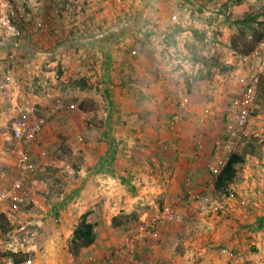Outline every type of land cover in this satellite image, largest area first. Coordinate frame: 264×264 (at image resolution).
I'll use <instances>...</instances> for the list:
<instances>
[{
	"label": "crops",
	"instance_id": "1",
	"mask_svg": "<svg viewBox=\"0 0 264 264\" xmlns=\"http://www.w3.org/2000/svg\"><path fill=\"white\" fill-rule=\"evenodd\" d=\"M34 1L38 3V0ZM44 1L47 14L53 9L51 15L55 11L58 14L59 10L77 11L78 8L82 10L89 6L98 10L110 3V0ZM180 1L184 8L189 3L198 5L194 12H206V18H212V11H215L226 21L227 13L222 10L229 12L238 3L248 6L246 0ZM106 10L110 11V5ZM106 16L110 17L111 13H106ZM131 19H96L90 23L92 27L85 34L70 38L71 41L81 42L85 50L90 48L91 52H85L90 59L97 58L93 54H101L106 59H115V56L124 60V76H118V80L117 77L113 80L109 78L104 82L108 84L113 81V84L104 88L103 95H108L109 99L106 106L108 114L101 133L95 124L85 123L88 113L95 114L100 110L99 99L92 101L91 108L82 99L75 109L65 110L66 115L63 109L56 114L54 112L55 117L47 122L34 142L17 140L12 130H5L2 122L5 119L2 108L6 106V111L12 109L13 104L10 102H15L12 95L17 92L14 89L9 93L11 79L8 75L7 91H0V143L8 138L15 139L25 147L33 160L39 158L36 155L44 153L41 148L49 145V141L58 133V121L64 115V125L66 123L68 131L73 130L76 124L80 128L78 134L84 132L82 135L90 138L78 145L76 150L70 147L80 156L76 165L64 160L52 161L44 165L45 171L42 173L45 178L48 174L50 180L55 175L61 185L59 204L48 213V228L54 227L53 222L61 219L60 228L54 230L70 235L84 213H88L89 221L97 224L94 242L74 255L83 260L79 264L91 257L106 256L127 234L134 232L141 222L153 218L166 204L173 205L183 220L162 223L158 225L156 237L138 241L134 252L136 261L132 260L133 254H128L109 264H264V145L261 144L264 137L257 138L259 143L256 144L259 145L234 147L233 150L244 154V161L237 166V174L229 186L228 195L214 192L210 183L212 168L218 167L219 159L226 155L216 142L225 138V117L234 108L233 97L237 98L241 94L238 80L246 73L245 55L229 47L233 37H236V28L233 27V36L227 39L218 33L214 34V25L217 23L212 25L211 20H198L197 16L173 22L163 17L155 19L153 22L162 26L160 42L157 40V48L153 51L148 50L141 58L135 59L130 55L131 48L127 45L117 52L118 37L124 38L128 32L119 33L124 32L123 26L132 28L149 20ZM114 26H122V30L118 32ZM41 34L29 33L28 38L24 39V47L29 49L27 54L45 61L41 67L27 68L43 82L40 91L36 92L38 85L34 88L33 94L38 104L33 119L54 107L49 101L51 95L47 92L51 88L47 79H52L50 70L53 63L46 64L47 57L53 55L50 46L52 37L44 32ZM247 36L251 37V33ZM3 40L0 37V50L6 48L2 45ZM221 44L236 55L226 59L207 54L206 50L209 52L210 47L221 51ZM238 45L242 47L240 40ZM205 58L218 61V65L228 64L235 69L237 76L218 86L211 85L210 80L206 81L207 76L197 78L201 70L208 72L207 69L211 67V64L202 63ZM185 61L192 62V66L186 68ZM97 67L101 71V64ZM102 71L106 76H111V63L107 67L103 65ZM0 74L5 76L6 72L0 71ZM67 75L62 77V80H66L63 85L65 88L71 84L74 88L80 86L78 81L68 83V78L72 76ZM114 83L118 85L116 88H112ZM184 94L189 98L187 102H183ZM82 102L86 110L79 108ZM257 116L261 118L257 120L259 132L264 131L260 124L264 115ZM65 135L74 137L70 133ZM15 147L8 152L5 146L0 153L13 157L17 151ZM0 165L6 171L0 181H7L9 172L12 173V169H15L13 166L17 164L11 158H1ZM51 171H55L54 175ZM11 185L4 183L0 190ZM66 238L60 236L53 245H65ZM71 257L72 254H68L66 261H70Z\"/></svg>",
	"mask_w": 264,
	"mask_h": 264
},
{
	"label": "rangeland",
	"instance_id": "2",
	"mask_svg": "<svg viewBox=\"0 0 264 264\" xmlns=\"http://www.w3.org/2000/svg\"><path fill=\"white\" fill-rule=\"evenodd\" d=\"M246 1L249 7L248 12L254 13L256 11H261L264 13V0ZM101 4L102 3H100V5ZM189 4L191 6L187 5L186 8H184L180 0H110V3L103 5V7H99L98 10L89 6L82 8V10L78 8L77 11L59 10L58 14L55 11V13L51 15L53 9L50 11V14H47V7L45 6L44 0H38V3H36L34 0H0V37L4 38L2 45L6 46L5 50H0V71L6 72L5 76L4 74H0V85H3V88L0 86V91H7L5 87L7 86L6 84L8 82V75H10L11 79L9 82L11 85L10 88H8L9 93L10 91H14V89L17 91L12 95L15 102H10L13 104L12 109H7L6 111V106L2 108L5 111L4 112L2 110V112L5 114V119L2 121L4 123L3 126L5 127V130H11V121H13L15 116L13 113L16 114L14 111L15 106H17L18 103L25 102L36 107L38 103L33 94L34 88L36 85H38L36 92L43 88V82H41L40 77L27 70L28 67H30V69L41 67L45 62L43 60L34 59L37 58L34 57V55L31 56L30 54H27L26 51L29 49L24 47L26 46L24 39L28 38L29 33L43 34L44 32L52 37L50 46L52 47L51 52H53V55L52 57H47L48 60L46 64L48 65L53 63V66L50 70V77L53 80L47 79V83L51 86L47 92L51 95L49 96L51 105H57L58 101L63 103L62 108L55 109V114L57 111L62 109L64 112L65 110L75 109L78 101H81L82 99L85 101L84 104H86L88 108H91L93 107L92 101L98 98L100 102V110L95 114L91 112L88 113L85 118V123L87 121L88 125L95 124L98 126L99 132L101 133L100 130H102V128L105 126L104 119L108 114V108L106 106L109 96L103 95L105 93L104 88H106L107 85L113 84V81L108 84H105L104 82L109 78L113 80L117 77L116 80H118V76H124L126 70L123 67L124 60L121 58L120 60L119 57L115 56V59H106L103 58L104 56L101 54H93L97 58L90 59L85 53L86 50L91 52L90 48L87 47L85 50L84 47L81 46V42L76 40L71 41L70 38L77 34H85L86 31L92 27L90 23L96 19L104 20L105 18L119 17L132 18L135 20L138 19V21L139 19L142 21L149 20V22L143 25H137L136 27L132 28L123 26L124 32L119 33L122 35L126 31L128 32L125 33L126 36L124 38H121V36L118 37L117 52L119 53V51L122 50L123 45H127L131 48L130 55L133 56V58L138 59L141 58L146 51H153L155 48H157V43L160 42L161 39L162 26L158 22H153V20L160 19L162 17L164 19L168 18L173 22L180 19L187 20L197 16L198 20H211L212 25L214 22L217 23L214 25L213 29L215 35L218 33L222 37L225 36L227 39L233 36V27H229L228 22L222 15L212 11L214 12V16H212V18L210 16L206 18V12H194L198 9V5L191 3ZM108 5H110V11L106 10ZM108 12L111 13L110 17L106 16V13ZM14 14L15 18H13ZM7 18L10 20V26L3 24V21L5 22ZM260 19H264V14L263 16H260ZM260 28H264V26H260ZM114 29H118L117 31L120 32V30H122V26H114ZM230 32L232 34H230ZM237 33L238 30L236 31L235 35H238ZM248 37L250 36H247L246 39ZM124 41H126V44ZM144 41H147L146 44H149L148 46L150 49L146 47ZM243 42L244 40H240L241 45H243ZM139 45H142L141 48ZM220 47L222 49L221 51L216 50L215 47H210L209 52L206 50L207 54L212 55V57L222 56L226 59H230L232 57L231 55H236L235 53H231L230 49H228V47L225 45L221 44ZM107 63H111V76H106V74L102 71V66L106 65L107 67ZM184 63L186 64V68L192 66V62L185 61ZM100 64L101 71L97 67ZM114 64L116 65V68L114 67ZM117 64L120 66H117ZM78 67L80 69H78ZM20 69L21 71L19 73ZM210 69H207V71L209 70L208 72L202 71V74L207 76L206 81L210 80V84L214 86H218L226 80H234L237 76L235 69L229 67L228 64L223 63L218 65L211 63ZM244 70H246L244 75L246 77L248 75L247 65H245ZM24 71L25 73H23ZM262 71H264V67L261 69L260 73ZM67 73L68 75L72 76V78H68V83H74L78 81L80 86L78 85L76 88H74V86H71V84L67 85L65 88L63 85L66 83V80H62V77L66 76ZM244 76L241 75L240 79L238 80L239 88H242L243 86L241 78ZM259 83L255 94L254 114L251 116L248 125L243 132L245 134H239L238 136L231 135V133L229 134L228 130L229 126L233 124L237 114V111L234 110L236 107L234 106L235 97H233L232 100L234 108L229 114L227 113L228 116L225 117L226 121L224 122L226 128L225 138H221L219 142H216V145L219 149L220 144L223 145L225 140H231L232 146L230 149L233 150L235 149L234 147L237 149L243 146V144L246 146L250 145L251 147L254 145H259L256 144V142L259 143L257 138L259 136L264 137V131L261 130V132H259V123H257V120L259 121V119H261L257 115H264V93L260 91ZM117 86L118 85L114 83L112 88H116ZM184 97H186L185 94L182 95V98ZM71 102L73 103L71 104ZM11 104H9V108H11ZM65 115L58 121V127L56 128L58 133H56L55 137L49 141V145L41 148V152L43 151L44 153H36V156H39V158H34V160L32 159L35 167L34 170L23 174L21 173L18 165H16L13 166L15 169H12V173L9 172L6 178L7 181H0V186L4 183H11L13 185L16 181H25V185L28 186V192L25 199L22 203L18 204L16 209L12 210L8 205L5 206L8 219L1 220V223L6 227V231L0 229V251L6 249H12L15 251L22 250L28 253L29 258L39 263L61 264L62 261H64L65 263L72 264L73 262V264H79L78 262L83 261L82 259L75 257L74 254L69 251L72 233L70 235H65L62 232L58 233L55 231L57 228H60V225L62 224L61 219H57V222H53L54 227L48 228V226H50V217L48 216V213H50V210L53 206L59 204V198L61 196L59 195V189L61 185L58 182L59 178L53 174L55 171H51V174H53L55 177L53 180L49 179L48 174V179L45 178V176L42 174L43 171H45L43 169L44 165H46V163H51L52 161L56 162L62 160L71 164L74 163V165H76L77 161L80 159V156L75 153L74 150L78 149L77 146L82 145V142H86L90 139L82 135L84 132H82V134H78L80 133V131H78L80 128L78 129L76 124H74L72 128L73 130L68 131L66 123L64 125ZM94 115L95 119H93ZM11 117H13L12 120ZM54 117V114L50 115L48 122ZM201 122H203V120H201ZM260 124L262 127H264V120L263 122H260ZM66 133H70L74 135V137L70 138L65 135ZM38 136L39 135L36 136V139ZM16 143L17 141L15 139L9 140L8 138L3 140L2 143H0L1 151L2 149H5V146L8 147V152L13 146L17 147H15L17 151H15L13 154V157H9L0 153V159L11 158L12 161L16 162L17 164L18 152L20 150H27L24 149L25 147L23 145L21 146ZM261 144L264 145V140H261ZM70 147H73L74 150H72ZM36 148L38 147L36 146ZM66 156H69L68 160L66 159ZM2 168V165H0V180L1 175L6 174V171L2 170ZM9 176L11 178H8ZM72 184L75 183H71V185ZM167 205L170 204H166L164 206ZM60 236L67 237L65 245H53V243L56 242ZM68 254H72L74 258L71 257L70 261L67 262L65 258ZM134 254L132 256L133 261L135 260L134 258H137V256ZM52 259L53 261H51Z\"/></svg>",
	"mask_w": 264,
	"mask_h": 264
},
{
	"label": "built area",
	"instance_id": "3",
	"mask_svg": "<svg viewBox=\"0 0 264 264\" xmlns=\"http://www.w3.org/2000/svg\"><path fill=\"white\" fill-rule=\"evenodd\" d=\"M3 24L10 26V20ZM248 67V75L241 78L242 88L241 94L235 98L234 106L237 109V114L233 124L228 128L229 134L238 136L246 129L248 122L254 112L255 94L260 81V71L264 67V37L257 43L256 47L247 55L244 56ZM3 88V85H0ZM183 102H187L183 98ZM63 107L61 101L51 110L40 114L36 119H33L37 112V107L32 104L21 102L15 106L14 111L16 115L11 124L13 137L25 143L36 139L40 130L47 124L48 119L55 111ZM176 117H174L175 119ZM231 140H225L223 145L220 144V149L225 151V156L219 159L218 167L212 168V173L215 174L221 166L224 165L228 154L231 150ZM32 157L27 151H19L17 155V165L21 173H29L34 170ZM212 174V175H213ZM210 183L212 184V178ZM28 192V186L25 181H16L10 187H4L0 190V213H6V205L9 208L16 209L18 204L22 203ZM183 220L179 211L173 205L164 206L153 218L148 221L141 222L134 232L127 234L123 240L106 256L102 258H89L83 264H109L112 260L121 258L125 255H132L135 252V245L138 241L145 240L149 237H156L158 235V225L165 222H181ZM0 264H48L39 263L31 258H26L21 262L14 263L12 261L0 262ZM144 264V263H140Z\"/></svg>",
	"mask_w": 264,
	"mask_h": 264
},
{
	"label": "trees",
	"instance_id": "4",
	"mask_svg": "<svg viewBox=\"0 0 264 264\" xmlns=\"http://www.w3.org/2000/svg\"><path fill=\"white\" fill-rule=\"evenodd\" d=\"M242 2V1H241ZM248 6L243 4H236L231 11L227 12L225 9L222 10L226 15V19L229 23L230 27H235L238 30V35L233 37L230 42L229 47L233 50L247 55L249 54L257 45V43L264 37V28H260V26H264V19H260V16H263V12L253 13L248 12ZM16 10V9H15ZM15 18V14L13 15ZM179 30V28H178ZM251 33V37L247 38V35ZM244 40L242 47L240 48L238 45V40ZM202 63L206 65H210L211 63H217L216 60H211L209 58L202 59ZM221 64V63H220ZM201 70L197 75V78L204 77ZM264 71L260 73V83L259 89L264 93ZM263 73V74H262ZM108 93L110 91L108 90ZM187 99H189L187 97ZM188 101V100H187ZM80 109L86 110L87 107L84 106L83 102L79 104ZM52 110V109H51ZM51 110H46L51 112ZM43 111L42 113L46 112ZM40 113V114H42ZM39 114V115H40ZM53 113H51L52 115ZM38 115V116H39ZM41 132V130H40ZM38 133L37 135H39ZM36 140V139H35ZM35 140L31 141L34 142ZM29 142V143H31ZM244 161V154L242 152H238L237 150L231 151L223 166L219 168L217 173L212 175V185L213 191L218 194L228 195L230 192L229 186L234 181V178L237 174V166L238 164ZM7 213H0V229L6 231V227L1 223V220H7ZM116 219V218H115ZM96 223L88 220V213H84L81 217V220L78 222L76 227L72 232V238L70 241L69 251L76 255L80 252L81 248L87 247L94 242L95 228ZM29 255L25 251L22 250H12L6 249L0 251V262L12 261L14 263H18L28 258Z\"/></svg>",
	"mask_w": 264,
	"mask_h": 264
}]
</instances>
